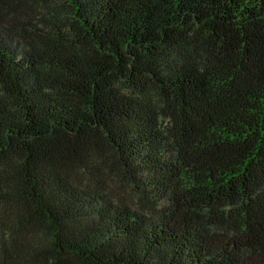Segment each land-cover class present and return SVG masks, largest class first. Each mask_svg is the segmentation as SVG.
Wrapping results in <instances>:
<instances>
[{"label":"trees","instance_id":"trees-1","mask_svg":"<svg viewBox=\"0 0 264 264\" xmlns=\"http://www.w3.org/2000/svg\"><path fill=\"white\" fill-rule=\"evenodd\" d=\"M67 1L0 0V264H264V0Z\"/></svg>","mask_w":264,"mask_h":264},{"label":"rangeland","instance_id":"rangeland-1","mask_svg":"<svg viewBox=\"0 0 264 264\" xmlns=\"http://www.w3.org/2000/svg\"><path fill=\"white\" fill-rule=\"evenodd\" d=\"M39 5L37 4L33 7V11L35 12V20L36 18H40L39 7H41L40 9L42 10L41 14H44V12L46 14H51L57 9L58 14H60L64 18L63 21L67 24V26H69L72 15L69 11V5L67 0H44V2H40ZM114 184L116 192L118 195H120L121 198L126 199L130 202L132 201L133 203L136 202L137 197L135 195V192L128 184H126L125 181L120 178H117Z\"/></svg>","mask_w":264,"mask_h":264}]
</instances>
